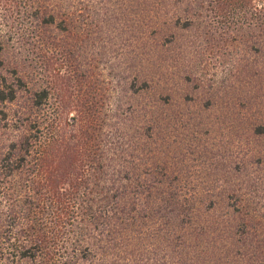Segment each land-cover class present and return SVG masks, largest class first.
<instances>
[{
	"label": "trees",
	"instance_id": "trees-1",
	"mask_svg": "<svg viewBox=\"0 0 264 264\" xmlns=\"http://www.w3.org/2000/svg\"><path fill=\"white\" fill-rule=\"evenodd\" d=\"M99 1L100 5L97 0H12V5L24 2L21 18L36 23L41 32L53 27L68 38L79 35V40L88 43L96 29L103 31L102 18L118 12L109 9L114 0ZM118 1L121 7L136 10L131 15L116 14L128 30L132 28L134 39L140 37L136 35V15L143 14L141 41L153 29L150 22H159L160 12L165 9L164 18L173 16L180 2L185 3L189 6L186 13L191 15L187 21L200 19V25L209 24L227 37L233 35V40L246 47L245 52L254 51L262 62L253 76L259 84L264 81V0ZM123 8L118 10L125 11ZM62 9L69 12L61 13ZM105 24L110 23L106 20ZM133 45L136 51L140 48L137 56L129 53L133 62H143L156 52L147 50L146 44ZM157 45L160 48L159 42ZM5 50L0 44V71L5 67ZM19 65L13 68L12 81L0 75V107L15 106L11 112L0 109V128L10 132L0 134V264H169L167 246L174 242L177 264H264V214L258 205L250 204L253 193L243 189V198V193L235 186L230 189L221 176L213 182L194 184L178 177L169 179L163 172L167 169L153 160L152 168L131 173L130 162L139 165L144 155L154 156L161 150L153 149L157 140L142 143L146 134L139 132L137 137L124 140L107 132L108 121L118 122L127 115L120 112L119 105L106 101L102 85L83 90V101L64 118L58 108H50L51 90L30 88ZM80 73L79 79L89 76L85 70ZM224 77L221 89L232 74ZM245 80L252 81H238L244 84ZM149 84L146 80L144 88ZM128 91L137 94L142 88L132 82ZM25 97L27 105L14 104ZM159 113L145 112L138 125L140 131L150 134L149 139L163 131L164 119L168 124L178 122L173 115L161 118ZM253 132L264 136V124L253 126ZM158 140L167 144L162 138ZM116 144L118 150L123 144L137 151L144 149L145 154L135 160L130 149L121 150L118 158L122 160L113 166L118 159H113L116 153H111L110 145ZM254 150H250L252 156ZM233 164L228 172L240 170L241 162ZM136 165L132 166L137 169ZM222 201L233 209L227 222L224 217L214 221L209 214ZM201 206L207 208L206 215H202ZM231 215L244 221L231 226Z\"/></svg>",
	"mask_w": 264,
	"mask_h": 264
},
{
	"label": "rangeland",
	"instance_id": "rangeland-1",
	"mask_svg": "<svg viewBox=\"0 0 264 264\" xmlns=\"http://www.w3.org/2000/svg\"><path fill=\"white\" fill-rule=\"evenodd\" d=\"M98 1L96 3L100 5ZM21 4L13 2L12 5V0H0V44H4L6 49V54H3L5 67L0 75H6L12 81L15 78L13 68L17 63L20 64L21 67L19 65L18 68L23 72L30 88L51 90L50 108H58L64 118L79 100L83 101V90L89 91L96 85L97 88L102 85L106 101L119 105L122 108L120 112L127 115L118 119V122L108 121L107 132L121 136L124 140L137 137L140 132L147 136L143 139V144L157 140L156 145H152L153 149L161 150L155 151L154 156L147 157L144 149L137 151L121 144L118 150L117 144L110 145L111 153H116L113 159H118L112 163L113 166H117L122 160L118 158L119 152L130 149V154L136 156L135 160L144 155V160L139 165L132 162L127 165L133 168L131 173H139L138 168H152V162L157 161L155 163L167 169L163 171L166 177H178L190 184L195 181L213 182L221 176L231 186L230 189L237 188L243 193V198H246L243 189L249 194L253 193L254 201L250 198V204L258 205L260 213L264 214V136H256L253 132V126L264 124V81L259 84L253 76L262 62L254 51L245 52L246 47L233 40V35L227 37L209 24L207 27L200 25V19L187 21L191 18L186 13L189 6L181 2L173 16L164 18L162 13L167 12L165 9L160 12L159 22H150L153 29L141 41L143 14L139 11L140 14L136 15L139 16V22L134 21L136 35L140 37L134 39L132 28V31L130 27L128 30L116 14L122 12L131 15L136 10L126 6L123 8L118 0H114L109 9L118 12L114 15L110 13L112 16L109 18V15L102 18L103 23L100 25L103 26V31L96 29V35L91 34V41L88 43L79 40V35L68 38L67 34L58 32L53 27L41 32L36 23L23 21L21 7L24 2ZM97 4L94 3L95 8ZM121 8L125 11L118 10ZM60 11L69 12L63 9ZM178 17L179 23L176 21ZM106 20L109 25L105 24ZM189 24L192 25L188 27ZM30 34L35 35L28 37ZM133 43L146 44L147 50L153 49L156 52L151 53L153 57H144L143 62H133L134 60L129 59V53L137 56L140 52V48L136 51L137 46ZM118 60H122L123 64ZM83 70L89 74L84 80L79 79ZM226 74H232V77L230 81L226 80L227 86L221 89L219 84L226 78ZM240 78L252 81L248 83L245 80L244 84H240ZM146 80L150 82L148 89L143 85ZM132 82L142 88L140 93L132 94L128 91ZM25 96L28 98V94ZM26 97L19 98L14 104L27 105ZM6 108L10 110L15 106L0 107L7 110ZM153 110L160 112L161 118L173 115L178 122L168 124V119H164L166 124L162 127L163 131H157L149 139L150 134L145 130L140 131L138 125L147 115L145 112ZM74 114L76 113L72 112ZM112 126L114 133L111 131ZM1 133L10 134L0 128ZM13 138L10 135V139ZM160 138L167 144L163 145L158 140ZM252 148L256 151L255 156L250 153ZM128 157L126 160H129ZM235 162H241L240 170L236 171L234 168L228 172ZM132 165H136L137 169ZM131 173L130 177L133 178ZM222 202L209 213L214 221L224 217L227 222L233 211L226 206L227 203ZM200 210L202 215L208 212L205 206H201ZM231 217V226L244 221L239 216ZM261 233L264 235V223ZM245 241L249 243L246 238ZM242 243L245 244L240 239V246H243ZM174 245H166L171 256L169 264H177ZM151 250L153 253L152 247ZM157 258L161 261L164 257Z\"/></svg>",
	"mask_w": 264,
	"mask_h": 264
}]
</instances>
